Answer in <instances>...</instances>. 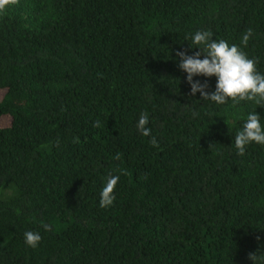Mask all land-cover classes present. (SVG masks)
Instances as JSON below:
<instances>
[{
	"label": "trees",
	"instance_id": "trees-1",
	"mask_svg": "<svg viewBox=\"0 0 264 264\" xmlns=\"http://www.w3.org/2000/svg\"><path fill=\"white\" fill-rule=\"evenodd\" d=\"M197 30L264 73V0H10L0 11V264H264V146L241 156L234 145L249 112L264 124V106L189 95L175 54L199 51ZM110 175L115 199L101 207Z\"/></svg>",
	"mask_w": 264,
	"mask_h": 264
},
{
	"label": "clouds",
	"instance_id": "clouds-1",
	"mask_svg": "<svg viewBox=\"0 0 264 264\" xmlns=\"http://www.w3.org/2000/svg\"><path fill=\"white\" fill-rule=\"evenodd\" d=\"M14 2V0H12ZM10 0H0V11H3ZM251 28L245 30L241 37V45L246 47L253 37ZM209 30H197L191 34V49H199L191 54L188 51H176L178 67L186 74L190 86V96L200 94L203 100L223 105L229 100L239 102L242 100L254 101L264 106V73L256 68V61L249 58L242 48L230 44L224 39H214ZM196 77H215L216 83L213 91H208V79L203 81ZM242 127L234 137V145L238 154L243 156L248 145L255 143L264 146V124L261 115L256 111L249 112L243 121ZM149 117L141 113L137 121V129L144 136H149L151 129L147 127ZM156 145L155 139L152 140ZM119 180L118 176L110 175L102 191L100 206L106 207L115 199L111 195ZM41 237L38 233L27 231L24 233V242L30 247H36ZM256 260V256L251 257Z\"/></svg>",
	"mask_w": 264,
	"mask_h": 264
}]
</instances>
